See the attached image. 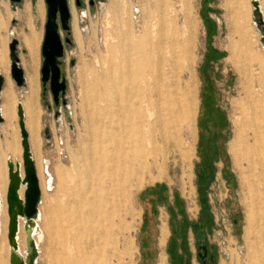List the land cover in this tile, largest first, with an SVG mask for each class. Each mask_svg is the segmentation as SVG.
Instances as JSON below:
<instances>
[{
	"label": "rangeland",
	"instance_id": "1",
	"mask_svg": "<svg viewBox=\"0 0 264 264\" xmlns=\"http://www.w3.org/2000/svg\"><path fill=\"white\" fill-rule=\"evenodd\" d=\"M0 1V51L15 100L21 99L25 87H17L10 77L9 43L16 41L17 64L23 79L33 54L39 150L32 154L40 199L49 196L48 205L63 208L56 212L62 216L73 214V221L68 223L76 231V240H68V251L65 245H54L58 254L68 260L79 255L82 264H135L141 214L139 193L149 185L165 182L180 196L189 222L209 219L200 237L187 228L185 260L201 264L197 253L199 246H205L210 257L206 264H264V148L249 155L252 163L241 159L238 166L234 165V152L239 158L244 154L243 143H250L245 93L257 90V79L252 74L264 76V22L262 16L261 26L256 25L258 17L253 21L249 0H167L166 8L159 10L156 0H130L133 30L146 40L136 43L129 39L126 44L128 49L139 46L145 63H140V55L131 56V52H127L131 57L128 63L124 62L116 40L109 44V56L106 53L102 36L113 27L111 16L103 13L109 0H79L78 5L75 0H66L69 34L59 28L63 54L58 66L59 81L64 79L65 90L57 103L49 83L43 87L40 81L44 0ZM261 2L264 7V0ZM71 10L80 44L73 33ZM15 11L17 16L12 17ZM207 14L221 33L214 39L207 37ZM126 29L120 27L122 31ZM65 38L69 44L64 43ZM170 39L183 53L165 48ZM213 47L224 51L226 59L221 63L207 57ZM110 60L111 72L102 66ZM2 78L0 93L6 87ZM208 79L213 85V100L224 115V125L219 138L221 159L210 179L200 185V120ZM182 101L187 107L185 116L172 119L169 112L177 113ZM5 103L0 97V107ZM64 107L69 110L70 123L66 122ZM14 111L13 108L10 114V128L8 118L0 123L4 128L0 129V154L11 159L21 158ZM58 118L61 121L57 124ZM26 134L28 139L27 131ZM99 134L111 137L104 145L113 165L105 174L85 180L78 170L79 162L87 158L79 151L94 149ZM237 136L235 151L232 144ZM8 143L14 150L7 148ZM65 172L70 183L65 177L56 180ZM74 186L78 189L73 192L70 188ZM50 237L48 230L46 243L39 246L41 252L32 242L27 264H50L54 243ZM5 244L6 238L2 260L8 264ZM177 252H181L179 248ZM163 255L170 264L164 251ZM158 264H164L162 256Z\"/></svg>",
	"mask_w": 264,
	"mask_h": 264
},
{
	"label": "bare ground",
	"instance_id": "2",
	"mask_svg": "<svg viewBox=\"0 0 264 264\" xmlns=\"http://www.w3.org/2000/svg\"><path fill=\"white\" fill-rule=\"evenodd\" d=\"M109 1L110 3L108 7L104 9L103 13L105 16L106 15L111 16V19L113 21V27L111 28V30L109 28L110 32L108 35H106L105 33L102 36L106 53L109 56V53H111V48H110L111 46H109V44H111L113 40H116L122 51L124 62H127V60L131 58L127 54V52H131L130 53L132 54L131 56L140 55V61H141L140 63H145L144 59L146 57L145 55L140 54L141 53L140 47L137 46L136 48L128 49L127 44H126V41L129 39L134 40L136 43H141L146 40V38L144 37L140 38L139 36H137L139 32L133 30L134 28L132 26L133 25L132 20L134 16V11H133V6L130 0H109ZM166 2L167 0H156V8L158 10L161 9L162 7L166 8ZM248 3L251 9L250 13H252L253 21H255L256 15L258 14L260 17L261 16L263 17V22H264V7L262 5L261 0H249ZM0 4L2 5L1 1H0ZM136 10L138 12V9ZM141 10L142 9L140 8V16L142 12ZM16 12L17 11L11 12V16L16 17L17 16ZM71 17H72V22H73V33L78 41V44H80L79 35L77 33L76 26H75V14L73 10H71ZM0 18H1V15H0ZM252 19L250 17V21H252ZM120 27H127V29L125 31H122L120 30ZM167 42L169 43H166L167 47L165 46V48H168L169 51H171L172 49L174 53L178 51L180 53H183L182 48H179L177 51L176 43L174 42L173 39H170ZM110 57H111V54H110ZM32 59H33V54L31 53L29 61L26 66L28 73L24 76L23 83H22L23 87H25V90L22 91L21 93V99L15 100L12 84L10 80L7 78V67H6V63L4 60V54H2L0 51V76L4 77L6 80V87L0 93V97H2L6 102L5 107H0V123L2 122V119L8 118L7 127L10 128L9 119H10V114L12 112V109L14 108L15 110L14 112L16 113V116H17V108L19 107L21 109L23 128L25 132L26 131L28 132V139H26L27 146H28V154H29V158L32 160V163H33L32 151H34L35 154H38V150H39V141H38L39 126H38V110H37V105H36V94H37L38 87H37V82H36V70H35L34 64L32 63ZM102 66H104V68L108 69L110 72H111V69L113 68V64L111 60L108 62V65L106 62L105 63L103 62ZM9 73H10V62H9ZM135 74H138L137 71H135ZM252 76H254V79H257V84H258V85L256 84L258 86L257 90L253 91V93H248L247 91L245 93L246 98L248 99V104L246 106V113H247L246 118L248 119L247 123H248V129L250 131V135H249L250 143H243L244 154L240 155L239 158L238 156H236V152H234L235 154L234 165L235 166H238V163L241 159L246 161L247 163H252L250 161L249 155L252 154L254 150L257 148H260V149L264 148V76L257 75V73L252 74ZM95 78L100 80L98 76H95ZM101 80H103V78H101ZM179 107L180 109L177 113L169 112V116L172 119L177 120L181 116L182 117L185 116L186 111H187L185 101L180 102ZM60 119L59 118L57 119L56 121L57 124H58V121L59 122L61 121ZM17 126H18V116H17ZM0 129L4 130L2 124H0ZM18 130H19V136H20L19 126H18ZM238 138L239 137L237 136L236 141H234L232 144V149H234L235 151H236V147L238 146L237 145ZM106 140L111 141V137L107 135L105 136V135L99 134L97 135L96 142L93 143L95 146L94 149L88 148L87 150L79 151V154H82V157L87 158L86 160L84 159V160H81V162H79L80 169L78 170L79 175L84 177L85 180H91L93 175L100 176L101 174H105L104 172L107 170V168H110V169L112 168L113 162L111 161V159L106 157L107 149H105L106 145H104ZM11 146H12L11 143L7 144L8 149H12ZM20 146H21V137H20ZM137 151H140V153L142 152V150L141 149L139 150L138 147H137ZM79 163L76 162V164H79ZM8 165H12V172L17 174V179H16L17 182L15 181L16 188H17L16 195L20 203H22L23 197H24V191L26 188V185L23 182L24 173H23V163H22V147H21V158L18 157V158L11 159V158L4 157L3 154H0V264H3L2 243H4L5 238H6L5 247H6V252L8 254V264H10L9 258H10V252L12 250L13 245L16 246L15 251L17 255L20 257V259H22L23 263L26 264L25 263L27 259L26 241H27L28 233L24 229V223H25L24 218H21L18 215H15V222H16L15 232H14L12 239L8 238L9 217L7 215L6 193H7L10 180H12L11 177L9 176ZM77 168L78 166L76 167V170ZM62 177H65L67 183H70V180H69L70 176L68 173L65 172L64 175L60 174L58 179L56 180H62ZM61 184H60V188H62ZM51 185H49V187H51ZM38 189H39V186H38ZM76 189H78L77 186L70 188V190L73 192ZM39 193H40V190H39ZM48 198L44 200V199H40V196H39V201L36 206V218L33 220V226L31 227V230H30L31 231L30 239L35 244V246H37L38 248L40 244L46 243V232L50 230L51 232L50 238H51V241L54 242L52 245V248L54 247V245H57V247H62L63 245H65L68 251V245H67L69 242L68 240L69 239L76 240V233H75L76 231L74 228L70 227V224H69L73 221V214L69 212V215L62 216L60 212L58 213L56 211H58L59 209L62 210L63 208L59 206L53 207V205L51 206L48 205L47 203ZM25 232H26V238H25ZM24 240H25V251H24ZM38 250H40L41 252L40 247L38 248ZM24 252H25V257L23 256ZM81 262L83 263L84 261L79 257V255L72 257L71 260H68L64 254H58L53 248V253L51 256L50 264H82Z\"/></svg>",
	"mask_w": 264,
	"mask_h": 264
},
{
	"label": "water",
	"instance_id": "3",
	"mask_svg": "<svg viewBox=\"0 0 264 264\" xmlns=\"http://www.w3.org/2000/svg\"><path fill=\"white\" fill-rule=\"evenodd\" d=\"M11 3L20 2V0H10ZM46 5V23L44 27V38L41 47L42 64L40 69V81L44 87L46 83H49V88L53 96L54 102L57 103L59 95H62L65 90L64 79L60 80V73L58 66L60 65V58L63 54V44L59 35V28L64 31L67 35L69 34V11L66 0H44ZM78 5L79 0H75ZM258 17L256 25L261 26L262 19ZM58 20V23H57ZM64 43L69 44L68 38L64 39ZM16 41L11 40L9 43V59H10V76L16 86H21L23 83L22 70L18 66V59L15 52ZM3 85V78L0 76V89ZM65 119L67 123H70V113L67 107L63 109ZM18 126L20 129L21 147H22V163H23V182L26 185L24 191L23 202L20 203L16 195V184L17 174L12 172V165H8L9 176L11 177L6 193V205L7 215L9 217V235L8 238L12 239L15 232V215L25 219L24 229L28 233L26 247H27V259L26 264L29 262V256L33 251L32 241L30 239L31 227L33 226V220L36 218V206L39 201V189L38 181L36 178L35 169L32 160L29 158L28 146H27V134L24 131L22 124V111L17 108ZM47 136V133H46ZM16 246H12L10 252L9 263L10 264H24L22 259L16 253ZM200 252L198 257L202 264H205V258L207 250L205 246L199 247Z\"/></svg>",
	"mask_w": 264,
	"mask_h": 264
},
{
	"label": "crops",
	"instance_id": "4",
	"mask_svg": "<svg viewBox=\"0 0 264 264\" xmlns=\"http://www.w3.org/2000/svg\"><path fill=\"white\" fill-rule=\"evenodd\" d=\"M205 3H208V0ZM204 21L208 39L220 36L218 25L210 14L205 16ZM207 57H210V59L215 58L218 63L226 59L224 51L219 47H213L212 51L208 52ZM206 66L209 68L208 64ZM205 87L210 92L213 90V85L209 79ZM140 207L141 214L139 215L136 232L137 253L135 264H158L160 256H162L163 263L167 264L163 251L166 255L167 244L172 231L171 223L173 221L180 222L185 217L183 201L169 184L160 182L145 187L139 193ZM189 252L191 253L190 249ZM180 253L178 252V254ZM188 264H190V261H188Z\"/></svg>",
	"mask_w": 264,
	"mask_h": 264
},
{
	"label": "flooded vegetation",
	"instance_id": "5",
	"mask_svg": "<svg viewBox=\"0 0 264 264\" xmlns=\"http://www.w3.org/2000/svg\"><path fill=\"white\" fill-rule=\"evenodd\" d=\"M201 115V132L199 137V151L201 161L197 171L200 185L210 179L209 175L214 171V166L221 159L219 138L221 137L224 125V115L221 109L215 104V101L213 100V93H211L209 90L205 92L202 100ZM189 228L191 229V227ZM166 255L168 256L170 263V257L167 252ZM206 258L210 259L208 254L206 255Z\"/></svg>",
	"mask_w": 264,
	"mask_h": 264
},
{
	"label": "trees",
	"instance_id": "6",
	"mask_svg": "<svg viewBox=\"0 0 264 264\" xmlns=\"http://www.w3.org/2000/svg\"><path fill=\"white\" fill-rule=\"evenodd\" d=\"M209 224V219L199 220L198 222L191 223L185 217L180 222L171 223V237L169 239L166 252L170 257L171 264H188V258L184 260L183 256L188 257L187 249V228L191 227L193 231L197 232V237L202 236V227ZM179 239V243H177ZM180 249L181 254H178L177 249Z\"/></svg>",
	"mask_w": 264,
	"mask_h": 264
}]
</instances>
